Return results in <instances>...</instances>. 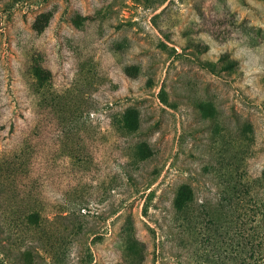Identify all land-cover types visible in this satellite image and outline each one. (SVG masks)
<instances>
[{
	"label": "rangeland",
	"instance_id": "obj_1",
	"mask_svg": "<svg viewBox=\"0 0 264 264\" xmlns=\"http://www.w3.org/2000/svg\"><path fill=\"white\" fill-rule=\"evenodd\" d=\"M263 217L264 0H0V264H262Z\"/></svg>",
	"mask_w": 264,
	"mask_h": 264
},
{
	"label": "trees",
	"instance_id": "obj_2",
	"mask_svg": "<svg viewBox=\"0 0 264 264\" xmlns=\"http://www.w3.org/2000/svg\"><path fill=\"white\" fill-rule=\"evenodd\" d=\"M30 216L36 217V214L31 213ZM263 222H264V217H263ZM248 234L249 233H245L244 235H248ZM241 250H242V248L237 249V251L235 252V257L237 259H240L241 261H243V264H247L244 258H239ZM260 258H261L262 264H264V255H261Z\"/></svg>",
	"mask_w": 264,
	"mask_h": 264
}]
</instances>
